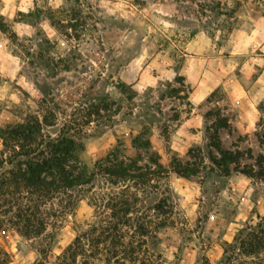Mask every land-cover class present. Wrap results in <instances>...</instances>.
Returning a JSON list of instances; mask_svg holds the SVG:
<instances>
[{"label": "rangeland", "instance_id": "374dc122", "mask_svg": "<svg viewBox=\"0 0 264 264\" xmlns=\"http://www.w3.org/2000/svg\"><path fill=\"white\" fill-rule=\"evenodd\" d=\"M0 14L19 35L8 51L21 59L14 64L16 77H0V126L37 112L43 99L61 112L60 126L76 122L83 147L78 156L92 172L112 153L149 164L150 153L139 155L131 143L147 125L151 152L169 169L154 182L157 192L146 187L151 192L142 196L139 214L128 215V226L119 231L100 232L113 222L111 212H97L89 199L109 192L107 181L84 193L71 213L52 218L41 235L0 230L9 264H203L204 257L218 264L223 244L264 218V178L220 176L207 158L205 132L206 113L221 108L231 125L221 132L224 149L251 153L243 164L254 165L264 156V86L253 99L221 86L210 102L194 107L175 80L187 55L201 53L189 51L193 37L227 46L244 22L237 16L264 17V0H0ZM256 64L253 77L262 72L263 57ZM230 69L238 76L248 71L239 56ZM100 101L109 103V111L95 114ZM201 158L204 169L200 165L201 173L190 179L172 169L183 161L199 165ZM165 198L169 205L155 212Z\"/></svg>", "mask_w": 264, "mask_h": 264}, {"label": "trees", "instance_id": "16d2710c", "mask_svg": "<svg viewBox=\"0 0 264 264\" xmlns=\"http://www.w3.org/2000/svg\"><path fill=\"white\" fill-rule=\"evenodd\" d=\"M26 24L34 26L30 22ZM0 30L16 46L18 33L7 27L5 22L0 23ZM181 68L175 71V80L187 89L189 99L192 89L181 75ZM218 91L215 90L207 101L210 102ZM189 105L192 106L191 103ZM109 107L108 102L100 101L94 113L108 112ZM53 109L41 99L37 112L21 116V121L13 125L0 126V230L11 227L24 237L41 235L48 229L52 218L71 213L84 199L83 194H92L103 181L111 185L110 191L89 196L97 212L100 209L111 212L113 222L109 226H101L100 232L109 234L119 231L122 226H128V215L139 214L144 203L142 196L151 192L146 187L151 186L157 192L159 183L154 182L169 172L167 165L151 152L150 127L144 125L131 141L139 155L150 153L149 164L143 163L141 158L123 160L112 153L90 172L78 156L83 147L77 140L76 122L66 121L60 126L58 115L61 112L55 114ZM222 112L221 108H217L205 115V132L210 147L207 158L210 164L222 177L239 173L249 179L264 178L263 155L255 159L254 165H247L243 164V160L246 155L252 159L251 153L224 149L221 132L228 130L231 125L229 118ZM211 117H215L214 121L207 124ZM199 163L183 161L173 164L172 169L180 177L190 179L195 173H201L200 165L204 169V158ZM168 202L167 198L159 200L153 210L164 212ZM202 260L203 264H210L207 258ZM9 263V254L0 246V264ZM218 264H264V218L255 225L238 230L232 242H225L223 256Z\"/></svg>", "mask_w": 264, "mask_h": 264}, {"label": "crops", "instance_id": "0c3cea01", "mask_svg": "<svg viewBox=\"0 0 264 264\" xmlns=\"http://www.w3.org/2000/svg\"><path fill=\"white\" fill-rule=\"evenodd\" d=\"M5 1L2 0L4 3ZM0 15L5 17L4 22L7 23L6 16ZM237 17L244 22L233 31L227 46H216L213 39L206 35L205 39L201 35H196L189 43V51L195 48L201 50L200 55H187L180 72L185 77L186 84L192 89L189 101L194 107L203 104L221 86L227 89L229 95H238L242 98L244 96L247 99H253V93L259 90L257 88L264 86V67L257 77H253L259 57H263L264 60V17L256 18L253 15ZM11 45L8 36L0 30V77L13 78L17 75L13 68L16 61L21 59L8 51ZM256 50H260V53ZM237 56L240 57L243 70L248 69L244 72L246 76H238L231 72L234 57Z\"/></svg>", "mask_w": 264, "mask_h": 264}]
</instances>
